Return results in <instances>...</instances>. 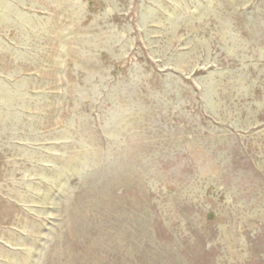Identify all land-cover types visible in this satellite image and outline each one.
Here are the masks:
<instances>
[{
	"label": "rangeland",
	"instance_id": "1",
	"mask_svg": "<svg viewBox=\"0 0 264 264\" xmlns=\"http://www.w3.org/2000/svg\"><path fill=\"white\" fill-rule=\"evenodd\" d=\"M0 264H264V0H0Z\"/></svg>",
	"mask_w": 264,
	"mask_h": 264
}]
</instances>
